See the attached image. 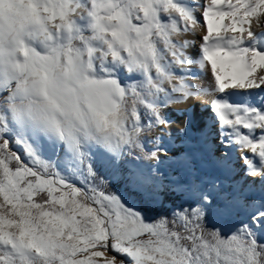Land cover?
<instances>
[{
    "label": "snow or ice",
    "instance_id": "6c2138e0",
    "mask_svg": "<svg viewBox=\"0 0 264 264\" xmlns=\"http://www.w3.org/2000/svg\"><path fill=\"white\" fill-rule=\"evenodd\" d=\"M254 22L264 0H0V264H264V198H249L264 193ZM201 27L194 57L183 37ZM207 97L204 145L220 175H201L193 153L177 162L184 174L165 175L174 158L148 134L173 123L167 107ZM116 176L154 203H183L151 219L105 191ZM241 214L228 231L212 224Z\"/></svg>",
    "mask_w": 264,
    "mask_h": 264
},
{
    "label": "bare ground",
    "instance_id": "6f19581e",
    "mask_svg": "<svg viewBox=\"0 0 264 264\" xmlns=\"http://www.w3.org/2000/svg\"><path fill=\"white\" fill-rule=\"evenodd\" d=\"M197 15L202 23V9L197 11ZM252 27L257 33L264 31V24L261 27H257L254 22ZM205 34L206 28L201 27L197 29L195 36L187 35L183 37L184 39L195 41V47L189 49L192 56L195 57L199 54V45L202 43L201 37ZM211 82L212 77L210 71L197 81V83L202 84H209ZM210 99V97H207L201 100H189L187 103L173 104L167 107L170 112V120L173 123L170 126H165V135L168 141V157L182 161L188 157L189 153H193L200 162L201 170L208 176H215L218 173L213 163L215 157H209L206 151V148L212 145H204V139L212 130L214 120L213 114L208 106ZM185 125H187L186 132L181 134L180 130L185 128ZM209 125H211L210 128ZM217 155H219V152H217ZM240 156L241 152L231 151L235 179L239 183L245 184L246 187L251 188L252 186L247 184L244 177V165ZM252 192L253 195L249 197L250 199L264 198V193L259 188L252 189Z\"/></svg>",
    "mask_w": 264,
    "mask_h": 264
},
{
    "label": "trees",
    "instance_id": "16d2710c",
    "mask_svg": "<svg viewBox=\"0 0 264 264\" xmlns=\"http://www.w3.org/2000/svg\"><path fill=\"white\" fill-rule=\"evenodd\" d=\"M95 167L101 175H108V169L101 160H98L96 162ZM162 171L165 173V175H168L170 170H167V168H165ZM105 191L121 195L132 205H135L137 208L143 209L147 217L152 219H155L156 217L161 215H170L175 207L183 203V200L179 195L172 194L165 195L163 197L162 203H154L150 199H148L146 195H142L140 192H137L136 190L131 188L124 180L121 179L120 176L112 178L105 187Z\"/></svg>",
    "mask_w": 264,
    "mask_h": 264
},
{
    "label": "rangeland",
    "instance_id": "374dc122",
    "mask_svg": "<svg viewBox=\"0 0 264 264\" xmlns=\"http://www.w3.org/2000/svg\"><path fill=\"white\" fill-rule=\"evenodd\" d=\"M164 112L165 114L168 116V118L170 119V112H169V109L166 108L164 109ZM166 129V128H165ZM161 132L159 129H154L151 133L148 134V137H147V140H148V143H147V147L148 148H153L154 147V144H153V141L156 140L158 137L160 136H163L164 139H163V144H164V147L167 149V146H168V141H167V138H166V131ZM10 149L12 151H16L19 155H21L22 158L26 159L22 149L17 146L14 142H12L10 144ZM168 150V149H167ZM168 154V152H167ZM103 163L104 161L101 160ZM197 161V164H196V167L199 169L200 171V174L201 175H207L206 173H204L202 170H201V165H200V162L196 159ZM177 162H179L178 160H176L175 158L174 159H165L163 161V163L161 164V170H164L165 168H167V170H170L169 171V174L168 175H175L177 172H180L181 174H184L183 173V170L181 169H178L177 168ZM220 173L218 172L215 176H219ZM178 191V190H177ZM127 201V200H126ZM127 203H129L130 205H132L130 202L127 201ZM246 218V214H241L239 217H236V216H233V217H227V218H224L222 220H218L217 218L213 217L212 218V223L213 224H219V225H222L225 229V231H228L229 229H231L236 223H238L240 220L242 219H245ZM152 219V218H151ZM106 255L108 257H111L113 255H117L116 253H114L113 251L109 250ZM121 259H126L124 257H120L117 255V264H119V261Z\"/></svg>",
    "mask_w": 264,
    "mask_h": 264
}]
</instances>
